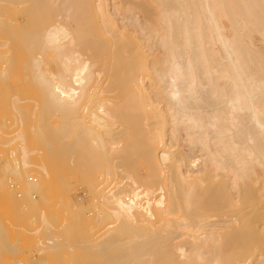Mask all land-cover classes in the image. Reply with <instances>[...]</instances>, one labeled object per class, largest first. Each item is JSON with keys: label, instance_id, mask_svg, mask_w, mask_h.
<instances>
[{"label": "bare ground", "instance_id": "obj_1", "mask_svg": "<svg viewBox=\"0 0 264 264\" xmlns=\"http://www.w3.org/2000/svg\"><path fill=\"white\" fill-rule=\"evenodd\" d=\"M40 1H12L29 10L15 23L37 49L1 32L27 48L25 105L14 92L6 110L30 127L21 163L4 164L30 216L2 181L0 264H19L24 245L37 256L25 264H59L76 247V264L107 247L109 264H264V0H46L52 24ZM1 63L0 75L18 72ZM89 216L102 226L91 238Z\"/></svg>", "mask_w": 264, "mask_h": 264}, {"label": "rangeland", "instance_id": "obj_2", "mask_svg": "<svg viewBox=\"0 0 264 264\" xmlns=\"http://www.w3.org/2000/svg\"><path fill=\"white\" fill-rule=\"evenodd\" d=\"M5 1H7V3H4ZM5 1L2 3L3 5H0V7L2 6V7L4 8V6H5L4 4H8V5H6L7 7H9V6L11 7V6H12L13 9L16 7V6H13V5H12V1H13V0H11V1H10V0H5ZM43 1H46V0H43ZM43 1H40V2H39L40 4L38 3V7L40 8V7H41L40 5L42 4V6L45 5V6H44L45 9H44V7H43V8L41 7L40 9H37L38 7H37V8H34L35 10H36V9L38 10V13H37V10H36V13L39 14V10H41V13H43L42 10L44 11V10L50 9L51 13H50L49 10H48V11H45L44 15L46 14V12H47V14H48V12H49V15H50V14H51V15L54 14V13L52 12L53 10H51L52 8H49L50 6H49V7L47 6L48 8L46 7V5L48 4V0L46 1L47 4H44V3H46V2H43ZM0 4H1V3H0ZM6 6H5V7H6ZM2 7H1V8H2ZM7 7H6V8H7ZM1 8H0V9H1ZM3 8H2V9H3ZM46 8H47V9H46ZM7 9L9 10V12H8ZM7 9L4 8L3 11L0 10V11H1V12H0L1 18L4 19V17H2V16H5V18H6V19H4V24H3V20H0V22H2V24L4 25V26H3V25H0V35H2L1 32L6 33L8 29H9V30H13V32H15V31L18 32L19 30L17 31L18 28H17V25H16L15 21H17V22L20 21V22H22V23L25 25V24L28 23L29 18H30V16H29V15H30L29 10H26V12H25V9H24L23 11H24L25 13H24V12H23V13H20L22 10H20V12H17V10H19V8H17V7L15 8V10L17 9L16 11H15V10L13 11V9H9V8H7ZM6 11H7V12H6ZM30 11H31V10H30ZM5 12H6V13H5ZM1 13H5V14H1ZM16 13H17V14H16ZM18 13H19L20 15H19ZM28 13H29V14H28ZM41 13H40V17H38L37 20H39V18L41 19L42 15H43V14L41 15ZM21 15H23V17H22ZM44 15H43V16H44ZM49 15H48V16L45 15V16L48 17V18H46L45 20L49 19V17H50V18L54 17V19H55V14H54V16H52V17H51V15H50V16H49ZM1 18H0V19H1ZM14 18H15V19H14ZM44 18H45V17H44ZM52 19H53V18H52ZM22 20H23V21H22ZM41 20H42V19H41ZM49 20H50V19H49ZM24 21H25V22H24ZM42 21H43V20H42ZM47 21H48V20H47ZM47 21H43V22H47ZM36 22H37V21H36ZM43 22H42V23H43ZM48 22H50V21H48ZM52 22H53V21H52ZM52 22H50L49 24H52ZM12 23H13L14 25H13ZM37 23H38V22H37ZM0 24H1V23H0ZM9 24L11 25V27H10ZM39 24H41V23L39 22ZM41 25H45V24L43 23V24H41ZM2 26H3V27H2ZM7 26H9V27H7ZM14 26H15V27H14ZM4 27H5L7 30H6ZM43 27H44V26H43ZM15 28H16V29H15ZM35 28H36V27H35ZM38 28H39V27H38ZM1 29H3V30H1ZM33 29H34V28H33ZM36 29H37V28H36ZM34 30H35V29H34ZM9 32H10V33L7 32V34L10 35V34H11V31H9ZM13 32H12V34H11L10 36L8 35L9 38H10V37H12V38L16 37V36H14V33H13ZM22 33H23V34H22ZM7 34H6V35H7ZM12 35H13V36H12ZM15 35H18V38H19V36L21 35L20 37H21V41H22V42H19L20 39L18 40L17 37H16V38H17L16 41L18 40V42L21 43V45H22V44L24 43L23 39L26 38L24 32H20V31H19V34L16 33ZM23 35H24V38H23ZM8 36H7V37H8ZM2 37H3V38H2ZM7 37H5V35L0 36V38H1L0 40H2V41H0V43L2 42V43L4 44V42L7 40V39L4 40V38H7ZM9 38H8L7 41H9ZM27 39H28V41L30 42V40H29L30 37H29V38L27 37V38H26V41H27ZM3 40H4V41H3ZM10 40H11V39H10ZM14 40H15V39H14ZM28 41H27V42H28ZM31 41H33V40H31ZM36 41H37V40H36ZM36 41L34 40L33 43L37 44L38 42L36 43ZM12 42H14V43H12ZM18 42H16V43H17L16 46H19V45H20V44H18ZM27 42H26V43H27ZM29 42H28L27 44H29ZM30 43L32 44V42H30ZM6 44H7V48H5V47H6V46H5V47H4L5 50H4L3 47L1 48V49H3V50L0 49V54H2V55H0V57H3V58L0 59V63H1V61L4 60V61H3L4 63H1V64H6V65H8V67L10 66L9 63H11V62H15L16 64L18 63L17 65H15V68L17 67V71H18V72H16V73L18 74L19 72H21V73H19V75H16V73H13V72H11V73H13V75H12V74L9 75L8 73H10V72L8 71L7 74L11 77V78H10L9 76H7V78L9 77L8 80H7L5 74H3V75L1 74V75H0V76L2 77V78L0 77V104H3V103H4L3 106L1 105L2 108L0 107L1 112H2V113H0V118H1V119H0V125H3V128H1L2 130H0V140H1V141H0V150L2 151V152L0 151V168L3 167V169H4V168L6 167L5 169H8L7 171H6V170H3V171H2V170L0 169V185H1V182H2V181H7L6 184H7V188H8L10 179H11V181L14 179V181H16V182L19 183L15 171H13V170L10 171V170H9V169H10L9 167H11V165H12V163H14V161H16V162L18 163V161H19L18 159H20V163H21V158H20V156H22V153L20 154L19 149L21 148L20 146L25 145V142H24V143L20 142V141H22L23 138H25V137L21 138V136H23V134L25 135V132H24L25 130H24V129H28V128L30 127V125H29V123L26 122V124H28V126H24V125H25V123H24L25 118H24V119H22V122H23L24 124L20 121V122H21V123H20V124H21V128H20V124L18 123V122H19V119H18L17 122H16V119H17L18 117L20 118V116L17 115L16 113H12V111L8 112V111L6 110V109L9 110L8 107L11 105V103H10L11 101H10V100H12L13 98L15 99V97H13L12 94H13L14 92H15V95H17V94H19V95L22 94V93H21V90H22L21 88L24 86V84H26V82L24 81V80H25V78H24V74H22L23 71H20L19 69H20V68H23V63H25V58H22V57H23V56L25 57V52H23V51H24L25 49H27V48L24 49V47H23V46H25V45H24L25 43H24L23 46H21V45H20L21 47L19 46V47L22 49V51H19L20 49H19L18 47H16L17 50H18V51H17V50H15V49H13V48H15V47H12V48H11V46H10V45L15 44V41H11V42L9 41V42H6L5 45H6ZM27 44H26V45H27ZM1 45H2V44H1ZM8 45H9L10 47H8ZM29 45H30V44H29ZM32 45L34 46V44H32ZM40 45H41V44H40ZM13 46H15V45H13ZM30 46H31V45H30ZM22 47H23V48H22ZM31 48H32V46H31ZM31 48H30V49H31ZM34 48H35V46H34ZM39 48H40V47H39ZM12 49H13V50H12ZM28 49H29V48H28ZM35 49H37V47H36ZM6 50H7L8 52H7ZM31 50H34V49H31ZM39 50H40V49H39ZM39 50H37V51H39ZM41 50H42V48H41ZM12 51H13V52H12ZM26 51H27V50H26ZM37 51H34V52L36 53ZM42 51H43V50H42ZM3 52H4V53H3ZM27 52H31V51L29 50V51H27ZM10 53L13 54L12 56H14V57H11V54H10ZM14 53H15V54L17 53L16 56H15ZM19 53H21V54H19ZM22 53H24V54H22ZM31 53H33V52H31ZM37 53H38V52H37ZM27 54H28V53H27ZM29 54H30V53H29ZM18 55H19V57H18ZM35 55H36V54H35ZM39 55H40V53H39ZM7 56H8V57L10 56V58H12V59L8 58ZM28 56H29V55H28ZM4 57H5V58H4ZM15 57L17 58V60H16ZM46 57L48 58V60L46 59ZM46 57H44L45 60L50 61V62H52V63L54 62V61H52V60H54V58H52L51 56L47 55ZM50 57H51L52 59H51ZM6 58H8L7 60L10 59L9 61H11V62H9L8 64L5 63V62H7V61H6ZM32 58H33V54H32ZM34 58H35V56H34ZM2 59H3V60H2ZM13 59H15V60L13 61ZM21 59H22V60H21ZM26 59H27V58H26ZM30 59H31V58H30ZM23 60H24V61H23ZM31 60H32V59H31ZM241 60H242V59H241ZM18 61H22V62L19 63ZM21 64H22V65H21ZM26 65H27V63H26L24 66H26ZM18 66H19V67H18ZM13 68H14V65H13ZM15 68H14V69H15ZM25 68H26V67H25ZM14 69H13V71H14ZM21 70H22V69H21ZM11 71H12V70H11ZM15 71H16V69H15ZM15 71H14V72H15ZM20 74H21V75H20ZM25 74L27 75V73H25ZM28 74H29V73H28ZM14 75H16V76L14 77ZM19 76H20V77H19ZM4 77H5V78H4ZM3 78L6 79V80H4ZM9 79H10V80H9ZM27 80H29V79H27ZM27 80H26V81H27ZM1 81H2V82H1ZM4 81H5V82H4ZM31 81H32V80H31ZM24 82H25V83H24ZM29 82H30V81H28V83H29ZM2 83H4V84H2ZM20 83H21V84H20ZM31 84H32V83H31ZM31 84H30V85H31ZM27 85H28V86H27ZM27 85H26V86H27L26 88L29 87V84H27ZM7 86H9L10 88L7 87ZM33 86H34V84H33ZM33 88H34V87H33ZM10 89H11V91H10ZM29 89H30V88H29ZM18 90H19V91H18ZM25 90H26V89L22 90V92L25 91ZM27 90H28V89H27ZM27 90H26V91H27ZM31 90H32V89H30L29 92H31ZM32 91H33V90H32ZM34 91H36V90H34ZM37 91H38V90H37ZM27 92H28V91H27ZM31 93H33V92H31ZM31 93H29V94H30V97H31V95H32ZM37 93H39V91H38V92H34L33 94H34V95L36 94L37 97H38L37 99H39V97H40V93H39V94H37ZM2 94H3V95H2ZM5 95H6V96H5ZM10 95H12V97H11ZM34 95L32 96L33 98H34ZM36 95H35V96H36ZM38 95H39V96H38ZM3 96H4L5 98H4ZM8 96L10 97V99L8 98ZM2 97H3V98H2ZM18 97H19V100H20L21 102H22L21 99L23 98V101H24L23 104L25 105V99H24V97H25V92H24V95H23V94L21 95L22 98H21L20 96L17 95V97H16L17 99H16V100H18ZM27 97H29V96L27 95ZM32 97H31V98H32ZM20 98H21V99H20ZM35 98H36V97H35ZM7 100H8L9 102H8ZM3 101H4V102H3ZM6 101H7V103H10V105L8 104L9 106L6 104ZM2 102H3V103H2ZM6 105H7V108H6ZM3 109H5L6 111L4 112ZM13 112H14V111H13ZM4 114H5V115H4ZM6 115H8V116H6ZM13 115H14V116H13ZM2 116H3V117H2ZM4 117H5V119H3ZM9 117H10V119H9ZM13 117H15L16 119L13 118ZM7 118H8V119H7ZM12 118H13V119H12ZM20 119H21V118H20ZM3 120H4V121H3ZM10 120H11V122H10ZM1 121H2V122H1ZM13 121H14V122H13ZM6 122H7V123H6ZM9 122H10V123H9ZM8 123H9V124H8ZM16 123H17V125L15 126ZM5 124H6V125H5ZM11 124H12V125H11ZM4 125H5V127H4ZM6 126H7V128H6ZM17 126H18V127H17ZM22 126H23L24 128H23ZM9 127H11V128L9 129ZM6 129H7V130L9 129V130L7 131ZM15 129H16L17 131H18V130H19V131L17 132ZM22 130H24V131H22ZM28 130H29V129H28ZM1 131H2L3 134L1 133ZM26 131H27V130H26ZM14 132H15V133H18V134H17L18 136H17ZM20 133H21L22 135H21ZM2 135H3V136H2ZM4 135H5V137H8L9 135H10V136H9L8 138H5ZM6 135H7V136H6ZM12 135H13V136H12ZM15 135H16V136H15ZM20 135H21V136H20ZM17 137H19V138H21V139L14 140V138H17ZM11 139H12V140H11ZM13 140H14V142H13ZM24 141H25V140H24ZM36 141H37V140H36ZM32 142H34V141H32ZM32 142H31V145L29 144V146H31V148L34 147V148H35V151H36V149H38V147H40L39 143H37V142H39V141H37L36 143H33L34 145L32 144ZM5 143H7L8 145H6ZM21 143H22V145H20ZM10 144H11V145H10ZM12 144H13V145H12ZM29 146H28V147H29ZM35 146H36V147H35ZM12 148H14V149H12ZM18 148H19V149H18ZM34 148H33V149H34ZM41 148H42V147H41ZM16 150H17V152H16ZM7 151H8L9 153H8ZM31 151H32V149H31ZM33 151H34V150H33ZM37 151H39V149H38ZM37 151H36V152H37ZM18 152H19V153H18ZM1 153H2V154H1ZM10 153L12 154V156L10 155ZM14 154H15V155H14ZM3 155H4V157H2ZM18 156H19V157H18ZM6 157H7V158H6ZM10 157H11V158H10ZM13 157H14V158H13ZM34 157H36V156H34ZM2 158H3V159H2ZM5 158H6V159H5ZM9 158H10V159H9ZM12 158H13V159H12ZM16 158H18V159H16ZM5 160H6V161H9V162H6ZM17 160H18V161H17ZM4 162H5V164H6V163H8V164L11 163V164H10L9 167H7L8 164L5 165ZM17 163H14L13 165H15V164H17ZM18 164H19V163H18ZM4 166H5V167H4ZM12 167H13V166H12ZM14 167H15V166H14ZM12 169H13V168H12ZM14 170H15V169H14ZM8 171L10 172L11 175L8 174V173H9ZM12 171H13V172H12ZM5 172H6V173H5ZM4 173H5V174H4ZM14 173H15V174H14ZM7 174H8V175H7ZM23 174L25 175V172H24ZM68 174H69V173H68ZM24 175H23V176H24ZM34 175H35V174H34ZM3 176H4V177H3ZM10 176H11V177H10ZM15 176H16V177H15ZM94 176H95V175H94ZM94 176H93V178L95 179L96 176H95V177H94ZM14 177H15V178H14ZM75 177H76V176H75ZM98 177H102V180H99L100 178L97 179V181L99 182V183L97 182L98 184H102V183H104V182H103V180H104L103 178H105V180H106V177H105L104 175H103V176H98ZM4 178H6V179H4ZM72 178L74 179V177H71V179H72ZM16 179H17V180H16ZM114 180H115V179H114ZM75 181H77V180L74 179V181H72V182L77 183V182H75ZM100 181H101L102 183H101ZM72 182H71V183H72ZM112 182H113V180H112ZM104 184H105V183H104ZM114 184H115V182H113V187L116 186V185H114ZM77 185H78V184H76L75 187L73 186V184L71 185V187H72V186L74 187V188L72 187V188H73V192H75L76 194L81 192V190L77 187ZM0 187H1V186H0ZM101 187H102V186H100V188H101ZM104 187H106V184L103 185V187H102L101 189H104ZM100 188H99V189H100ZM101 189H100V190H101ZM1 190H2V187H1V189H0V197H1V200H0V216H2L3 214H7V212H6V210H5L7 203H6V199H5V197H2V196H5V195H3V193L1 192ZM6 192H8V194H9V192H10V194L13 193V191H11L9 188L6 189ZM86 192H87V191H86ZM87 193H88V192H87ZM1 194H2V195H1ZM10 194H9V195H10ZM89 194H91V192H89L87 195H89ZM13 195H15V196L17 197V199H19V201H22V200L25 201L24 203H21V204H20V202H16V203H14V204L12 203L13 206H14V208H15V211L17 210V211H21V212L23 213V212H27V210L29 209V210H28V212H29V211H30V206L28 205V207H26V206H27V203L29 204V201H28L26 198H24V196H26V195L21 194V197H20V198H19L16 194H13ZM22 195H23V196H22ZM85 195H86V194H85ZM92 195H93V194H92ZM89 196L91 197V195H89ZM26 197H27V196H26ZM2 198H3L4 201H2ZM22 198H24V199H22ZM27 198H28V197H27ZM21 199H22V200H21ZM38 199H39V195H37V201H38V202H42L41 200H38ZM31 200H32V199H31ZM34 200L36 201V199H34ZM76 201H77V200H76ZM76 201L73 200V201H72V204H73V203L75 204ZM3 202H4V203H3ZM36 203H37V202H36ZM42 203H43V202H42ZM60 203H61V202H60ZM1 204H2V205H1ZM4 204H5V205H4ZM12 204H11V205H12ZM16 204H17V205H16ZM22 204H23V205L26 204V205H24V207H22V206H23ZM37 204H39V203H37ZM40 204H41V203H40ZM77 204H78V203H77ZM77 204H75V205H77ZM19 205H21V206H19ZM3 206H4L5 208H2ZM9 206H10V204H9ZM36 206H37V205H36ZM36 206H35V208H36ZM42 206H47V204L45 203V204H43ZM89 206H90V204H89ZM11 207H12V206H11ZM17 207H18V208H17ZM90 207H91V206H90ZM8 208H9V207H8ZM14 208H13V209H14ZM33 208H34V207H33ZM35 208H34V209H35ZM40 208H43V207L40 206ZM40 208H39V206H38L37 209H35V210H38V209L40 210ZM44 208H45V207H44ZM44 208H43V210L45 211L46 208H45V209H44ZM104 208H105V207H103V210H106V211H107V209H106V208L104 209ZM10 209H11V208H10ZM26 209H27V210H26ZM24 210H26V211H24ZM32 210H33V209H32ZM35 210L32 211V212H35ZM39 210H38V213H39ZM41 211H42V210H41ZM41 211H40V212H41ZM5 212H6V213H5ZM28 212H27V213H23V214L30 216V215H29L30 212H29V213H28ZM32 212H31V215H32L34 218H36V217L39 218L38 215H39L40 213H39L38 215H36V217H35V214H37V213L34 214V213H32ZM54 212H55V211H54ZM17 213H18V212H17ZM19 213H20V212H19ZM89 214H90V213H89ZM104 215H105V214H104ZM5 216H6V215H5ZM32 216H31V217H32ZM90 216H91V218H93L92 220L94 221V218H95V217H94V214H91ZM90 216H89L88 219L86 220V223L83 225V228L85 227L83 230H84L85 233H87V236L89 235L88 237H90V236L92 237V236H93L94 233H91V232H94V231H95V227H97V224H98L96 221H95V222H90V220H91ZM7 217H8V216H7ZM21 217H22V216H21ZM25 217H26V216H25ZM33 217H32V218H33ZM106 217H107V213H106ZM34 218H33V219H34ZM104 218H105V217H104ZM104 218H103V219H104ZM106 219H107V218H106ZM106 219H105V221L103 220V223H108V219H107V221H106ZM35 220H37V219H35ZM92 220H91V221H92ZM87 221L90 222V223H92V224L95 223L94 225L90 224V225H92V227H90V226L88 225V227H90V228H89V232H88V227L86 226V224H89V223H87ZM99 224L101 225V222H100ZM99 224H98V227H97L96 229L102 227V226H100ZM31 227H32V228H31ZM31 227H30V228H31V230H32L35 226H31ZM104 227H106V226L104 225ZM86 228H87V232H86V230H85ZM92 228H93L94 230L91 231ZM91 234H92V235H91ZM41 235H42V237L44 238L45 235H44V236H43V234H41ZM41 235H38V236H37V235H34V236H35L36 239H39L38 241H40V240H41ZM0 236H5V235L1 234ZM32 236H33V235H32ZM36 236H37V237H36ZM39 236H40V238H38ZM28 237H29V239L31 238L30 235H29ZM45 237H46V236H45ZM91 237H90V238H91ZM33 239H34V238L32 237L31 240H33ZM43 240H44V239H43ZM43 240H41V241H43ZM38 241L36 240V242H38ZM44 241H45V240H44ZM24 243H25V240H24ZM22 246H23V245H22ZM24 247H25V245H24ZM24 247L22 248V249H23V252H22V253H24V252H25V253L21 255L22 258H23V260H22V258L20 259L21 256L19 257V259H20V261H22V262L25 264L24 261L27 259V257H29V258L31 257V259H33V258H36L37 256H36V252L33 251L35 248H32V250L29 249L30 251H27L28 249L25 251L26 248L24 249ZM27 248H28V247H27ZM36 248H38V247H36ZM76 249H77V250H75V248H73V251H74V254H75V255L73 254L72 257L69 256V257H70V258H69L70 260H69L68 258H66V256H65L64 259H65V258H66V259H65L64 261L59 260V261H61V262H59V264H68L69 262H72V264H76V263H74L75 259L78 261L79 258H80V257L77 258L76 253H77V254L79 253V254H78L79 256H80V254H82V250H80V248L76 247ZM107 249H108V250H107ZM107 249H105L106 252H105V250H104V252H105L106 254L103 252V254H104L105 256H104L103 254H102V256L100 255V256L102 257L101 260H100V258H101L100 256H99V257L96 256L97 258L94 257V256H90V257L85 258V260H86V261H88V260L91 261V260H92V261H91V264H92L93 262H94L93 264H96V263H97V264H109V263H107V262H109V261H108V260H109V258H108L109 254H108L107 257H106V255H107V251H108V253H109L110 251H109V248H108V247H107ZM37 250H38V249H37ZM78 250H80V251H78ZM32 251H33V253H32ZM75 251H76V252H75ZM29 252H30V253H29ZM26 253H27L28 255H26ZM5 254H7V253H5ZM5 254H4V255H5ZM30 254H34L36 257L33 256V255L29 256ZM82 255H83V254H82ZM10 256H11V257H10ZM10 256L7 257V258H10V259L13 260L14 258H12V257H14V256H12L11 254H10ZM17 256H18V255H17ZM32 256H33V257H32ZM74 256H75V257H74ZM4 257H5V256H4ZM67 257H68V256H67ZM24 258H26V259H24ZM74 258H75V259H74ZM91 258H93V259H91ZM94 258H95V259H94ZM106 258H108L107 262H105V261H106ZM10 259H7V260L10 261ZM97 259H99V262H98ZM16 260H18V259H16ZM16 260H15V261H16ZM18 261H19V260H18ZM90 261H88V262L90 263ZM101 261H102V262H101ZM75 262H76V261H75ZM88 262H87V264H89ZM103 262H104V263H103ZM83 263L85 264L86 262L84 261ZM56 264H58V263H56ZM69 264H71V263H69Z\"/></svg>", "mask_w": 264, "mask_h": 264}, {"label": "built area", "instance_id": "obj_3", "mask_svg": "<svg viewBox=\"0 0 264 264\" xmlns=\"http://www.w3.org/2000/svg\"><path fill=\"white\" fill-rule=\"evenodd\" d=\"M29 180L35 182V181L37 180V178H36V177H33V176H30V177H29ZM9 186H10V188H11L12 190L18 192V195L21 194L20 189H19L17 183H15L14 181H10V182H9ZM18 263H19V264H23L22 261H19Z\"/></svg>", "mask_w": 264, "mask_h": 264}]
</instances>
